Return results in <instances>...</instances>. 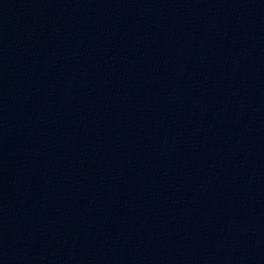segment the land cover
Returning <instances> with one entry per match:
<instances>
[{
  "label": "water",
  "instance_id": "water-1",
  "mask_svg": "<svg viewBox=\"0 0 264 264\" xmlns=\"http://www.w3.org/2000/svg\"><path fill=\"white\" fill-rule=\"evenodd\" d=\"M73 264H264V0H129Z\"/></svg>",
  "mask_w": 264,
  "mask_h": 264
}]
</instances>
